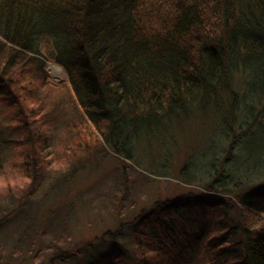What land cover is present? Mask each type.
I'll return each instance as SVG.
<instances>
[{"label":"trees","instance_id":"1","mask_svg":"<svg viewBox=\"0 0 264 264\" xmlns=\"http://www.w3.org/2000/svg\"><path fill=\"white\" fill-rule=\"evenodd\" d=\"M48 61L68 80L49 82ZM210 105L220 141L181 169L186 183L205 173L208 194L156 200L48 264H264V160L242 188L248 160L232 157L242 135L264 141V0H0L1 175L55 186L96 151L146 169L141 132Z\"/></svg>","mask_w":264,"mask_h":264},{"label":"rangeland","instance_id":"2","mask_svg":"<svg viewBox=\"0 0 264 264\" xmlns=\"http://www.w3.org/2000/svg\"><path fill=\"white\" fill-rule=\"evenodd\" d=\"M47 71L49 82L53 84L68 80L66 70L56 62L48 61ZM235 89L241 91L242 86L237 85ZM220 118L221 114L210 105L204 113L185 119L179 127L173 124L165 129L141 132L137 138L140 145L137 155L142 151L143 161L140 159V162L158 170L154 173L135 161L123 168L120 158L113 152L96 151L93 158L86 159L85 166L78 169L74 180L55 182V186L44 177L37 179L34 185L26 174H9L7 179L0 174V264H48L57 250L80 248L81 255L89 241L107 230L116 229L122 221L134 220L143 208L150 207L156 200L190 191L208 194L205 173L197 174L202 176L198 181L189 179L186 183L182 180L181 169L190 156L194 155L197 162L203 160V154L205 158L207 151L213 152L214 143L220 141L219 134L222 135ZM62 119L57 123L64 128V116ZM262 132L259 128L247 138L242 135L233 152L232 157L238 153L242 155L239 164L243 159L248 160L244 161V168H240L242 188L249 185L246 180L258 171V167L254 169L255 163L264 160V143H257L254 149V142L263 141L259 137ZM262 166L259 171L262 170L260 179L263 182ZM23 186L26 189L22 191ZM32 189L34 193L32 191L28 201ZM9 192L19 197H11ZM12 203L15 210L8 216ZM231 212L234 214V210Z\"/></svg>","mask_w":264,"mask_h":264}]
</instances>
